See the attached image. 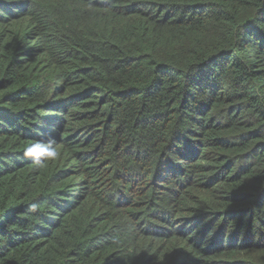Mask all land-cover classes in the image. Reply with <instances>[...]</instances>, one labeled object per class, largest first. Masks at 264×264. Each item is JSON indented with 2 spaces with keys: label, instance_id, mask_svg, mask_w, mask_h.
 <instances>
[{
  "label": "trees",
  "instance_id": "obj_1",
  "mask_svg": "<svg viewBox=\"0 0 264 264\" xmlns=\"http://www.w3.org/2000/svg\"><path fill=\"white\" fill-rule=\"evenodd\" d=\"M0 264H264V0H0Z\"/></svg>",
  "mask_w": 264,
  "mask_h": 264
},
{
  "label": "clouds",
  "instance_id": "obj_2",
  "mask_svg": "<svg viewBox=\"0 0 264 264\" xmlns=\"http://www.w3.org/2000/svg\"><path fill=\"white\" fill-rule=\"evenodd\" d=\"M55 139L47 138L46 140H38L24 148L23 155L31 157L35 167H44L46 163L58 157L59 153L55 148ZM32 207H35L33 205Z\"/></svg>",
  "mask_w": 264,
  "mask_h": 264
}]
</instances>
